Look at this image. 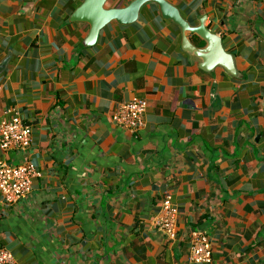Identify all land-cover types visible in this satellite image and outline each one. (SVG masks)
<instances>
[{
    "label": "crops",
    "instance_id": "obj_1",
    "mask_svg": "<svg viewBox=\"0 0 264 264\" xmlns=\"http://www.w3.org/2000/svg\"><path fill=\"white\" fill-rule=\"evenodd\" d=\"M84 1L0 0V125L31 128L0 162L37 173L26 200L0 196V248L16 264H199L201 229L208 264H264V0H164L214 46L151 2L87 46ZM133 99L138 133L112 120ZM166 197L173 241L154 224Z\"/></svg>",
    "mask_w": 264,
    "mask_h": 264
},
{
    "label": "built area",
    "instance_id": "obj_2",
    "mask_svg": "<svg viewBox=\"0 0 264 264\" xmlns=\"http://www.w3.org/2000/svg\"><path fill=\"white\" fill-rule=\"evenodd\" d=\"M146 103L144 100L133 99L122 103L116 108L112 120L132 133L140 132L144 127L143 115ZM31 143V128L17 116L0 125V150L3 153L15 152L21 155L28 153ZM36 171L28 161L18 164L0 162V196L5 204L16 205L27 199L31 193L32 180ZM176 212L169 197L160 204V216L154 224L158 232L167 240L176 237ZM211 244L201 229L189 233V260L193 263L208 264L211 262ZM0 264H16L9 252L0 248Z\"/></svg>",
    "mask_w": 264,
    "mask_h": 264
},
{
    "label": "water",
    "instance_id": "obj_3",
    "mask_svg": "<svg viewBox=\"0 0 264 264\" xmlns=\"http://www.w3.org/2000/svg\"><path fill=\"white\" fill-rule=\"evenodd\" d=\"M154 3L158 6L162 17L170 19L176 23L182 32H191L197 34L209 46L218 44V40L213 37L202 25L197 29L190 28L179 16L178 12L170 7L164 0H132L123 9L104 10V0H85L84 3L75 11L74 20L88 23L90 27L86 39V45L92 46L96 43L98 34L104 26L111 21L118 24H131L137 19L139 9L146 3ZM191 50L190 47H188Z\"/></svg>",
    "mask_w": 264,
    "mask_h": 264
}]
</instances>
